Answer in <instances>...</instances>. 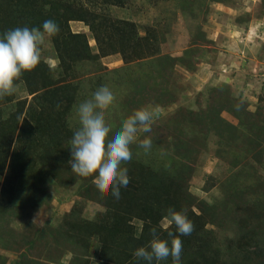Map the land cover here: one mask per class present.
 <instances>
[{
  "label": "rangeland",
  "instance_id": "rangeland-1",
  "mask_svg": "<svg viewBox=\"0 0 264 264\" xmlns=\"http://www.w3.org/2000/svg\"><path fill=\"white\" fill-rule=\"evenodd\" d=\"M49 19L60 32L41 64L0 98V264H60L69 251L71 264H143L133 253L153 227L168 238L159 223L169 208L194 223L181 237L184 264H264V166L249 158L231 167L240 158L227 153L248 143L242 109L264 128V0H0V34ZM103 81L114 88L109 131L138 109L161 110L131 145L119 199L93 182L95 166L82 175L70 166L74 106ZM171 155L188 156L192 178L147 189ZM203 215L218 224L202 228L211 248L200 251Z\"/></svg>",
  "mask_w": 264,
  "mask_h": 264
},
{
  "label": "clouds",
  "instance_id": "clouds-1",
  "mask_svg": "<svg viewBox=\"0 0 264 264\" xmlns=\"http://www.w3.org/2000/svg\"><path fill=\"white\" fill-rule=\"evenodd\" d=\"M59 25L54 20H45L40 27H15L0 34V98L16 94L21 89L22 77L32 72L42 62L48 38L58 35ZM114 96V88L106 81L85 99L74 106L79 127L69 141L72 172L82 175L95 166L93 182L119 199L121 189L130 183L128 168L122 165L132 159L131 145L140 132L150 133L153 122L159 118L158 106H147L136 110L121 120L118 127L110 129V120L105 114V106ZM152 139L145 137L140 147L146 152L152 148ZM174 226V231L169 230ZM159 230H167L163 238L157 227L151 229L153 238L137 248L133 255L143 264H161L169 258L172 264H182L183 242L181 237L191 235L194 223L187 210H167V215L159 223ZM74 254L69 251L60 264H71Z\"/></svg>",
  "mask_w": 264,
  "mask_h": 264
},
{
  "label": "trees",
  "instance_id": "trees-1",
  "mask_svg": "<svg viewBox=\"0 0 264 264\" xmlns=\"http://www.w3.org/2000/svg\"><path fill=\"white\" fill-rule=\"evenodd\" d=\"M42 26V25H41ZM230 107H233L230 106ZM229 107V109H223V111L225 110H230L231 111V108ZM241 112L243 113V115H246V116H242L240 115L237 111L235 112L237 114V118L240 122V124L246 129L243 133V135L246 136V143L247 145H243L240 150H235V147L232 145L230 146V148L228 149L227 153H232L234 152V154L236 156H238L240 159L234 161V162H231L229 165L232 167H236L238 165V162L239 161H243L242 164H240L239 166H242L243 163L245 162H248L249 161V158H252L254 159V163L253 165H259L261 167L264 166V153H263V143H264V128H261L258 130V128H260V124L257 123L255 121V117L257 118L258 116V112L257 113H253V114H249L246 109H242ZM209 122V121H208ZM212 127V124L210 125ZM233 126V125H231ZM214 131L216 132V129L215 127H212L211 129H208V131ZM253 130V131H252ZM252 131V132H251ZM258 142V144L256 143ZM241 144V143H240ZM238 144V145H240ZM187 147H189V143H185V142H181V146H179L180 150L181 148L182 149H185ZM188 150L190 151V149L188 148ZM241 153V154H240ZM248 153V154H247ZM188 158V156H185L183 158H176L174 155H171L168 157L166 163L164 164L165 167H163V171L165 172L166 170L168 172H165L164 174L162 173V178L161 176L159 175V173L155 172L149 180H147V189L148 187L151 189L152 187L150 186L151 185H154V184H161L163 183L165 180H170V178L172 177H177L182 179L184 176L188 175V179L186 180L188 182V180L190 178H192V174L194 173V170L192 168V165H191V162H186V159ZM250 165V164H249ZM246 168H249V167H246ZM250 168H251V165H250ZM244 169V168H243ZM243 169L239 170L237 173L238 174H241L243 176H246V174L244 172H241ZM237 173H234L232 174V176L235 178V176L237 175ZM231 183V182H230ZM238 181H236V184H234V186L232 185L231 187V184L229 186L230 190H231V195H236L238 194V185H237ZM182 191H185V189H182ZM249 196L250 197H256L255 193H252V192H249ZM240 196L238 195L237 198H238V202L240 203V200L242 198H239ZM175 209V208H174ZM241 209H244V207H240L239 208V211L237 212V214H235V216H237L238 220L237 222L240 223V226H241V221H242V216L240 215V211ZM201 210H203L204 213H206V211H208V209H205L204 207H201ZM204 217L206 219L205 221V226L204 227H197V230H199L198 234H197V237H195V244L198 245V247L200 248V251H204L205 249L207 250H210L211 247H209L208 243H207V240H206V235L210 234V232H208L207 230L204 231L202 228H205L206 227V224L209 223V224H218L216 222V220L211 217V216H208L206 217L205 215H203V220H204ZM202 218V217H201ZM174 228V226H173ZM147 230H149V228H146ZM193 252L194 254H196V251H191ZM187 255H190L191 253L187 252L186 253ZM170 259V258H169ZM170 261L171 259L167 260V264H170ZM207 261V260H205ZM182 264H184V261L182 262ZM211 264H215L214 262H212ZM263 264V263H262Z\"/></svg>",
  "mask_w": 264,
  "mask_h": 264
}]
</instances>
